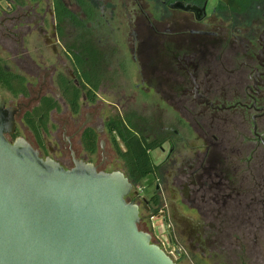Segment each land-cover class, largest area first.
Masks as SVG:
<instances>
[{"label": "flooded vegetation", "instance_id": "obj_1", "mask_svg": "<svg viewBox=\"0 0 264 264\" xmlns=\"http://www.w3.org/2000/svg\"><path fill=\"white\" fill-rule=\"evenodd\" d=\"M63 2L72 17L61 23L55 0H0V47L17 72L0 67L24 87L8 90L21 100L7 107L26 104L24 121L51 97L59 106L49 123L61 107L68 115L54 148H33L65 169L76 159L104 171L109 148L126 152L117 143L126 127L156 146L153 192L129 196L148 214L140 228L153 243L177 264H264V0ZM101 21L127 49L132 87L119 79V43L94 34ZM107 94L120 113L106 110Z\"/></svg>", "mask_w": 264, "mask_h": 264}, {"label": "water", "instance_id": "obj_2", "mask_svg": "<svg viewBox=\"0 0 264 264\" xmlns=\"http://www.w3.org/2000/svg\"><path fill=\"white\" fill-rule=\"evenodd\" d=\"M27 107L0 96V264H177L140 228L124 173L65 169L12 140Z\"/></svg>", "mask_w": 264, "mask_h": 264}, {"label": "rangeland", "instance_id": "obj_3", "mask_svg": "<svg viewBox=\"0 0 264 264\" xmlns=\"http://www.w3.org/2000/svg\"><path fill=\"white\" fill-rule=\"evenodd\" d=\"M32 5H34V4H32ZM79 17H80V15H79ZM101 22L98 25V28L96 29L97 31L96 32L94 31V34L99 36L100 38H103L105 41H109L110 43H112L114 41L119 43L120 50H121V55H122V58H120V60H121V62L122 61L124 62V63H122L123 69H121V70H124L123 71L124 76L121 75V78L119 77V79L121 80L123 85L127 84V87H128V84H129L132 87L134 85V78H133V74H132L133 73V70H132L133 67L131 66L130 61L128 59L127 49L124 46V44L122 43L121 37L118 36V35H114L112 33L111 29L108 28L104 24V22H102V23ZM39 46H40V52H39L40 54H46V57H47V55H50L47 52V50L44 49V47L41 44ZM10 60L11 59L7 55V53H5L2 50V48L0 47V61L2 63L6 64L8 67L12 68L13 71L17 72V69L15 68V66L12 63H10ZM52 62L53 61L51 60L50 64ZM110 64H112V62ZM113 64H114V61H113ZM115 67H116V65H115ZM47 71H49V70L44 67L42 75H44V73L47 72ZM122 77H124V78H122ZM40 80L41 79H39V80L38 79H34L33 80L34 87H37V85H38ZM53 81H55V79L52 78V76L50 75L47 78V84L49 86H51V88H52L51 83H53ZM48 89H50V87H48ZM52 89H53L54 93H51V94H54V95H58L59 94L58 91L56 90V86H53ZM0 96L3 97L9 105H13V106H16L21 100L19 98L13 97L12 94L8 91V89L1 83H0ZM113 96L114 95H112V94L100 95V98L105 101L104 103H105V107H106L107 111H111V108H112V110H115L117 113H120L119 109L117 107L110 106L111 103H116L115 102V98ZM142 98H144V97L142 96ZM142 98L138 97V100L140 101ZM26 101H28V99ZM123 103H124V101H123ZM131 110H132V106L129 107V110L126 109L125 111H122V112H123V114H124V112H125V114H127L128 113L127 111H131ZM67 116L68 115H67L66 109H64V107H61L58 112H54V114L52 115V120L48 124V129H47L46 133L42 131L40 138L35 133H33V131L26 124L25 120L24 121L18 120V122H17V131H16V134L14 135L12 140H14L16 138H24L30 144H34V145L37 144V141L41 140L46 145L48 144V142H50L49 144L51 145L52 148H54L55 145L57 143H59L60 140H61V137H62V130L61 129H62V125H63V120ZM117 140H118L117 143L120 146L121 151L122 150L125 151V145L123 144L121 139H119L117 137ZM109 151H110V154L108 156L109 163L107 165V168L104 169V171L105 172L120 171V172L124 173L127 177H129L127 169L125 167L124 161L119 156L114 155V151L111 148H109ZM151 155L153 156L154 159H157L159 154L156 153V152H153ZM57 157L60 158V154L59 153L57 154ZM92 160L94 162L98 161L97 159H92ZM63 161L67 162V160H63ZM152 180H153V178L147 177V178H144L139 183H134V184L132 183L133 186H134V190L140 189V190L144 191V195L146 197H150V195L153 192V190H148V188L150 186L149 183ZM146 190H148V191H146ZM147 216H148V214L142 209L141 210V217L146 218ZM178 264H187V263L183 261V262H179Z\"/></svg>", "mask_w": 264, "mask_h": 264}, {"label": "trees", "instance_id": "obj_4", "mask_svg": "<svg viewBox=\"0 0 264 264\" xmlns=\"http://www.w3.org/2000/svg\"><path fill=\"white\" fill-rule=\"evenodd\" d=\"M55 4L58 9V20L61 23L67 17H72V13L65 7L63 0H55ZM0 83L7 87L15 96L24 91V87L21 86L23 79H16V77L6 74L1 67ZM71 96H66V99L76 112L79 107L77 102L79 97L77 94ZM58 106V103L53 98L46 97L42 101L41 106L26 113L24 117L26 124L39 138L41 137V132L48 129L50 112ZM119 134L126 149V152L121 154V157L125 163L128 176L135 183H138L153 172L148 150L154 149L156 146L153 144L147 145L143 140H139L138 138L133 139L126 127L120 128Z\"/></svg>", "mask_w": 264, "mask_h": 264}]
</instances>
